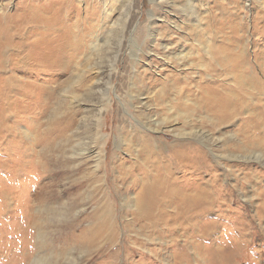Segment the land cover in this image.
I'll return each instance as SVG.
<instances>
[{
  "label": "rangeland",
  "instance_id": "obj_1",
  "mask_svg": "<svg viewBox=\"0 0 264 264\" xmlns=\"http://www.w3.org/2000/svg\"><path fill=\"white\" fill-rule=\"evenodd\" d=\"M209 39L214 48L207 53ZM16 50L22 56L34 52L33 60L56 51L65 55V65L71 68L54 77L30 66V82L53 87L47 94L48 108L36 125L27 126L30 121L24 120L12 138L0 131V141L19 140L30 148L37 144L32 155L16 143L0 142V264H31L36 257L51 264H166L170 253L176 256L171 262L179 261L178 245L188 243L189 260L190 252H199V235H193L194 226L183 219L171 233L124 226L132 216L123 217L128 210L120 193L113 191L120 175L113 170L120 161L129 174L136 168L133 151L146 135L140 132L147 133L138 121L160 130L151 134L167 145L180 141L204 152L205 170L174 164L173 171L175 178L183 179L180 187L206 184L218 199L202 220L205 232L200 236L205 240H199L204 241L207 264H214L216 255L219 264H264V0H0V54H18ZM232 52L243 55L238 68L244 69H249L244 54H250L257 83L250 84L252 88L224 76L210 82L207 75L221 77L218 60ZM132 54L136 60L128 57ZM76 68L87 71L82 86L69 85ZM114 92L135 119L126 111L117 112L120 102ZM73 94L78 97L74 104ZM129 95L137 98L133 107ZM214 95L223 105L230 104L228 112L235 107L234 117L222 120L216 108L209 107L208 97ZM111 96L115 102L109 105ZM102 109V125L94 126ZM33 113L29 116L36 120ZM5 115L7 125H12L15 119ZM55 120L68 122L66 134L41 146L37 137L50 132ZM21 127L29 129L31 140ZM122 138L130 144L124 152L117 148ZM39 151L48 168L36 165ZM98 156L106 160L107 174H98L102 183L92 172ZM15 161L24 162L25 169ZM58 173L61 176H54ZM12 174L15 180L2 181ZM37 185L44 188L41 195ZM50 186L59 199L50 200L40 214L36 202L51 198L45 192ZM105 199L113 206L115 238L102 225L110 213ZM24 217L27 229L19 225ZM152 251H158V261L152 260Z\"/></svg>",
  "mask_w": 264,
  "mask_h": 264
},
{
  "label": "bare ground",
  "instance_id": "obj_2",
  "mask_svg": "<svg viewBox=\"0 0 264 264\" xmlns=\"http://www.w3.org/2000/svg\"><path fill=\"white\" fill-rule=\"evenodd\" d=\"M245 39H247V38H245ZM213 46L214 45L212 44V40L209 39L204 48L206 49V52L208 53L211 49L214 48ZM19 47L25 48V46L21 45V44ZM37 49H39V48H37ZM16 51L18 54H11V52H10V54H7V51L0 54V114L3 113L4 114L3 117H5V118H0V131H6L7 135L9 137L11 136V138L13 137L15 130H17V128L21 125V123L24 120L28 119V121H30V122H28L30 125L25 124V125L30 126V127L33 126V124L36 125L37 123H39L40 117L46 112V110L48 108V102H47L48 95L47 94L51 93V90H53L52 86H47V85L41 86V85L34 84L33 82H30V79L27 76L28 73H30L29 72V70L31 69L30 66H34V65L39 66V67H41L40 69L43 70L44 74H51V75L53 74L54 77L55 76L56 77L63 76L64 74H66L70 70L69 68H71V65H68V64L65 65L66 59H67V58H65V55H63L62 53L60 54L56 51L53 54H47V53L43 52V54H44L43 56H40L39 59H34V60L30 59V58H33L34 52L31 53L30 55L29 54H23V56H22L19 54V50H16ZM244 55H245V60L249 64L248 65L249 69L238 68L243 64L242 63V60L244 58L243 55H240V54L236 55L233 53V54H229V56H226L224 54V56L218 60L219 71H220L221 77L217 76V75L215 77L212 75H207L211 78L210 80H212L210 82H219L220 79L224 76V77H229L230 80L235 81L237 84L248 83L247 86H250V84H253L254 83L253 82V77H254V66H253V64L254 63L251 62V58L249 57L250 54H244ZM128 57H131L132 59H135V60L137 59L136 54L128 55ZM119 58H120V56H119ZM74 59L75 58H73V60ZM248 60H250V61H248ZM203 67H206V66H203ZM263 67H264V64H263ZM214 71H216V70H214ZM209 72H211V71H209ZM2 73H6V75H2ZM86 73H87L86 69L76 68V70L73 73V77H72L69 85L74 86V85L79 84L82 86V84H85L86 81H85L84 76L86 75ZM216 74H217V72H216ZM19 75H23V76H19ZM216 77H217V79H216ZM255 77L257 78L258 76L256 75ZM46 82L50 83V80H48ZM259 83H260V81H259ZM260 85H262V84L260 83ZM207 86L209 87V84ZM217 88L222 89L218 86H217ZM250 88H252V87L250 86ZM68 89H73V88H68ZM219 89H217V90H219ZM257 89H258V87H257ZM115 93L116 92H114V94ZM247 94H250V93H247ZM115 95L120 102V104H118V106H117V112H119L120 114L123 115V113H125V111H126V113L130 117L135 119V117L132 115V113H130V111L126 108V106H124V103H123L124 101L122 100V98L117 93ZM247 96H249V95H247ZM53 97H55V96H53ZM129 97L131 99L130 105H132V107L135 106L134 101H136L137 98L133 97V95H129ZM77 99H78V97H76V94H73L71 96L72 104L77 102ZM208 100H209V102L211 101L210 103H208L209 107H215L216 110L218 111L217 114L220 116V118L222 120H228L229 117H231V116L234 117V114H236V113H232L233 111L236 110L235 107L232 108V112H228V110L230 108L228 109L227 106L230 104H228L227 106L223 105V101L222 102L219 101L218 96L214 95L213 97H208ZM48 101H49V99H48ZM114 102L115 101L111 96L108 99V104L111 105V104H114ZM238 102H240V101H238ZM241 104H242V102H241ZM20 107L21 108L24 107V111L20 110L21 109ZM5 112H6V114H8L9 117H12L13 119H15V120H13L12 125H10V126H8L6 123V121H8V119L5 115ZM32 112H34L33 114L36 115V117H37L36 120H34L31 116H29L30 115L29 113L32 114ZM103 112H106V111L105 110L103 111V109H102V111L99 114L98 120L95 122L94 126L100 127L102 125V120H101L102 117L101 116H102ZM131 120H133V119H131ZM167 121H168V119H165V120L161 121L160 123L166 124ZM138 122L141 123L142 125H144V127H146L147 133L145 131L140 132V134L142 133V134H146V135H144L141 138L142 144L140 145V148L139 149L137 148V149H135V151H133V152H135V155H136V161L134 164V165H136L135 166L136 168L132 169L131 173L129 174L128 170H126V168H125L126 163H123L122 161H120V163L119 162L117 164L114 163L116 165H115V168L113 170L114 173L119 172V174H120L114 180L115 182H114V190L113 191L120 193L121 197H123L122 198L123 199V206L125 207V210H128L127 212L125 211V213H124L125 216H123V217L126 218L129 214L132 216V218L124 226L127 228V227H133V225H140L141 229H143V230L144 229L145 230L150 229V230H154V232H156L160 229L161 231L164 230V232H167V233L170 232L171 233V231L174 229L173 226L176 225V222L179 221V219L180 220L183 219L182 223H185V224L187 223V224H190L191 226L192 225L194 226V228H193L194 231H192V234L195 235V233H196L197 235H199L197 237V239H198L197 241H198V243H201L202 245L200 244V246H199V244H198L199 252L192 253L193 252L192 250H191L192 252L189 251L192 255L191 260H189L190 257L187 255L188 248L190 247L188 245V243L185 242L188 246L187 245L183 246L182 244L178 245L179 249L182 251V252L178 253L179 261L174 260L171 262L170 258L174 259L176 256H174L173 253H170V255L165 258L166 259L165 263L166 264H190V262H192L193 264H200V263L201 264H207L208 256H207V253H205V251H204L205 250V248H204L205 244H204V241H200L201 239L205 240L204 236H200V234L205 232V226L202 224V222H203L202 220H204L203 218H204V216H206L205 212L210 211L211 208L213 209V207H215L218 199H216V197H214L215 196L213 194L214 192H211L210 190H208V188H207L208 186H206V184H192V183L189 184L188 183L186 186L180 187L182 184L181 180H183V179L179 180V179L175 178V172L173 171L175 168V167H173L174 164H176L177 166L180 164H183V166L185 165L187 167H192V168H194V166L196 165L199 167V169L197 167V172H199L202 169L205 170L206 168H208V164H206L207 160H206L205 155L203 154L204 152L202 150L194 148L193 146H190L188 144H184V142L181 143L180 141H179V143L176 142L174 144L172 143L170 145H167L162 140H157V138L154 136L155 134H151L152 130H153V132H156V133L161 132L160 130L156 131V128H154L152 125H151L152 126L151 127L150 125H147L141 121H138ZM153 123L156 124V126L159 125L158 121H157V123L156 122H153ZM47 124L49 125V123H47ZM51 126L53 129L50 132L49 131L43 132L44 134L42 136L37 137V139H38L37 142H39L41 144V146L45 147L46 145H48L50 143V141H55L57 138L64 136L66 134L68 128H69L67 121H63V122L61 121L60 122L59 120H55V122L53 124H51ZM21 128L24 129V131H23L24 137L26 139L31 140L29 129H27L25 127H21ZM132 130L137 131L134 128H132ZM148 132H150V133L148 134ZM21 134H22V132H21ZM21 134L19 136H21ZM175 136L178 137L177 134H175ZM14 137L17 138V136H14ZM26 139L22 138V140H26ZM5 140L6 139L4 137L1 140L2 143H7V144L16 143L17 148H19V149L24 148L26 150V152H28L32 155H34L36 152L35 151L36 149H34V148H35V145L37 146V144H33L34 148L33 147L30 148V147H28V144H27V146H25L21 143L22 141H19V140H18V142H14V139H11V140H9V142H4ZM119 141L120 142L118 143L117 148L119 150H122L123 152L126 151V149L129 148V146H130V144L128 143V139L122 138ZM183 141H185V140H183ZM4 147H6V145ZM6 150H7V148H6ZM39 152L40 153H38L39 155L37 157L38 158V164H36V165H39V166L43 165L44 168L46 166L48 168L49 162L43 157V151H39ZM198 152L200 153V156H196V154ZM90 153H91V151H90ZM112 155L116 158L118 154L113 152ZM118 160H122V158H118ZM105 161L106 160H104V157L98 156L96 164L93 165L94 169L92 172L95 174V176L97 177L98 180L101 179L98 177V174L100 173L101 170H104V173L107 174V171L105 170V167H104V163H106ZM5 163H6V161H5ZM15 163H16L15 165L19 169H21V168L25 169L26 165H24L25 164L24 162L15 161ZM0 164H1V162H0ZM29 164H30V162H29ZM34 165H35V163H34ZM1 170H0V172H1ZM24 171H26V170H24ZM36 171H37V169H36ZM175 171H177L176 168H175ZM54 176L58 177L61 175L58 173V175L55 174ZM2 178H3L2 181L4 182L7 179L8 180L9 179L15 180L16 177H15V174H12V176H10V177H7V178L2 177ZM37 178H41V177L39 176ZM216 180L218 182V179H216ZM102 182H104V179H101V183ZM119 184H121V185H119ZM34 187H36V189L38 188V190H37L38 195H41L43 193L42 190L44 188H42L38 185L34 186ZM51 188H53V186H50V189L48 191H45V192H47L46 197H51L50 199H46L45 202H42V203H39L38 201L36 202L38 207L41 204L40 210L38 209V207L36 208V211H38L40 214L47 211L48 207H44V205H47V204L49 205L50 200H52L53 198L59 199V197H53ZM121 189H123L125 193L127 192L126 194H129L128 195L129 197H124L125 193L121 192ZM242 193H243V191H242ZM11 194H13V193H11ZM230 194L232 195V193H230ZM8 195H9V193H8ZM246 196H247V194H246ZM249 199H250L249 201H251L252 198H249ZM5 200H6V198H5ZM38 200H40V196H39ZM105 200H106L107 205L109 204L107 207L109 208L110 213L108 214V216L106 217V221L103 222L102 225H103V227H105L104 229H105V231H107L108 236L115 238L117 231H115L114 229H117L118 227H115V224L110 222V219L112 216V210H113L111 208H113V206L109 202L110 201L109 199H105ZM28 201H29V203H31V201L29 199H28ZM32 204H34L33 201H32ZM114 214H116V213H114ZM207 215H208V213H207ZM196 217L201 220V223L198 222L199 220H197V222L194 221V218H196ZM33 218H34V216H33ZM25 219L26 218L24 217L23 220L21 221V223L19 224L22 229L28 228V224L25 221ZM137 222H138V224H137ZM196 224H197V227H196ZM192 234L190 235V239L194 238V236ZM174 240H175V238H174ZM180 241H182V240L180 239ZM113 242H114V240H113ZM162 242H164V241H162ZM163 244H165V242ZM174 245L175 244H173L172 246H174ZM158 254H159L158 251H152L151 252L152 260L158 261V258L155 259L158 256ZM214 261L218 262V264H219L220 263L219 261H221L220 257L216 255L214 257ZM215 262H214V264H217ZM31 264H51V263L44 261L39 257H36ZM151 264H158V262L157 263H151Z\"/></svg>",
  "mask_w": 264,
  "mask_h": 264
}]
</instances>
